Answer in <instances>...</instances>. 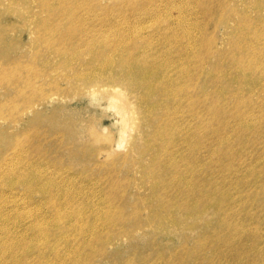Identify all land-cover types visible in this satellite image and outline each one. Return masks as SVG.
I'll use <instances>...</instances> for the list:
<instances>
[{"label": "rangeland", "instance_id": "1", "mask_svg": "<svg viewBox=\"0 0 264 264\" xmlns=\"http://www.w3.org/2000/svg\"><path fill=\"white\" fill-rule=\"evenodd\" d=\"M121 1L94 0L96 16L120 11ZM199 1L204 15L197 16L196 52L187 61L191 65L165 69L172 79L178 70H189L180 96L173 99L164 96L160 80L148 81L151 91L145 92L133 76L118 71L123 70L118 62L107 71L91 72L82 65L91 58L89 53L70 49L66 41L52 46V35L44 33L42 22L50 13L56 18V8L67 5L88 12L89 0H0V264L83 263V254L73 248L89 255L83 264H264V122L257 121L264 91H248L243 75L228 61L237 27L245 26L244 34L255 29L264 38V0ZM146 2L160 16L133 19L127 32L116 31L104 39L129 40L122 56L131 53L132 44L148 54L144 59L149 65L165 63V54L180 64L186 54L182 49L192 39L186 30H191L193 18L188 16L182 28L174 24L179 4L173 3V9L165 0L135 4ZM59 19L55 27L67 23ZM101 29L105 31L104 26ZM63 46L70 51L67 56H78L73 62L51 49L60 51ZM250 55L241 54L244 60ZM66 61L71 65L67 67ZM260 62L264 65L263 58ZM241 92L249 93L246 104ZM238 113H246L245 119ZM208 119L214 127L222 125L224 144L211 134L217 144L211 140L206 150L184 152L199 168L194 176L197 184L211 188L207 201H198L194 211H187L192 197L187 196L184 209L169 216L170 206L185 198H171V191L178 194L183 187L160 185L157 189L167 192L152 199L149 181L142 180L151 153L165 144L157 132L164 128L170 140L176 130L169 129L172 125L188 124L194 131ZM241 120L254 125L236 137ZM177 138H184V130ZM224 149L227 155L222 159ZM208 150L213 154L209 163ZM36 176H41L40 183L33 185ZM52 177L59 193L71 191L80 197L84 193L94 210L105 197V204L117 212L111 221H104L102 216L92 218L94 210H81V220L74 212L78 198L57 210L50 198L56 190ZM63 180L74 182L73 187ZM225 196L227 202L217 209L215 202ZM154 211L169 223L160 225ZM82 221L95 224L94 229L111 227L81 233Z\"/></svg>", "mask_w": 264, "mask_h": 264}, {"label": "bare ground", "instance_id": "2", "mask_svg": "<svg viewBox=\"0 0 264 264\" xmlns=\"http://www.w3.org/2000/svg\"><path fill=\"white\" fill-rule=\"evenodd\" d=\"M89 1L91 2V6H89L88 4L87 5L90 12L85 11L84 7L82 6H80L79 8L74 7L72 5H67V7L65 6L61 9L56 8L58 10L56 18H53V13H50L49 20L42 22L44 33H47L50 36L52 35V46L57 42L66 41L65 43L70 49L84 50L85 52L89 53V56L91 58L88 61L83 62L82 65H85V67L88 69H92L90 70L91 72H93L94 69L96 70L100 68L102 71L108 68L115 67L116 63L118 62L117 66H120V68L123 69L118 71L133 76V82L135 81V84L138 87H142L145 92L151 91V85L148 81L160 80L159 84L162 85L164 96L173 99L178 98L183 88V84L181 83L182 81H184L185 77H187L189 70H178V75H176V77L172 79V77L168 78V76L166 75L167 70L165 69H167L170 65H174L176 67H179L183 64H185L187 67L191 65L188 64L187 61L188 58L196 52L195 50L197 45L196 42H194V33L199 30L200 26L197 16L204 15V10L200 6V1L165 0V5L171 9H173V3L179 4V7L174 9V24H178L182 26V28H184L183 21H185L188 16L191 19L193 18L192 22L189 25L191 30H186V36H190L192 39L190 43L186 45L185 51L184 49H182V52H186V54L182 58V62L180 64L172 62V58L169 55L165 54V63L152 62L150 65L144 59L145 54H148L141 49L135 50L132 44L129 46L131 53L127 54L126 56H122L126 52L125 44L129 40L124 42L114 41L112 43L110 39H104V36L106 35L110 37V35H113L116 31H122L123 33H125L128 31L133 19L141 21L144 16L150 15L152 13H156L160 16V12L154 10L150 2L136 5V0H124L120 2V11H106L104 16L100 18L97 17L95 14L97 8L96 6H94V0ZM69 2L75 3V0H69ZM257 6V8L260 9V3H258ZM204 9L207 10L205 8V4ZM52 10L55 9H51L50 11ZM57 18H64L67 23L59 24V27H55V25L57 24L55 20ZM244 22H246L245 18ZM248 25L252 27V24ZM101 26L105 27V31L101 29ZM245 29V26H239L235 30V37L237 42H235L236 45L233 43L234 51L229 52L231 54L228 59L229 65L230 67L235 69L236 73H240L243 75L242 80L244 84L250 87L248 91L253 88L264 91V65L260 62L261 58L264 59V50H262L264 48L263 34L255 31V29L253 32L249 31L248 34H244L243 31ZM127 39H129V37H127ZM130 40L133 41V36H131ZM257 42L261 44L260 48L258 44H254ZM51 49L60 56H65L66 58L70 57L67 56V54L70 52L67 47L63 46L60 51H55V47H52ZM111 51H113L112 56H109ZM244 52L251 53L249 60H244V58L241 56V54ZM114 53L115 55H113ZM117 56L120 57L114 60V58ZM77 57L74 54V56L70 57V61L73 62V60ZM254 57L257 58L256 61L251 62V58ZM66 65L68 67L71 64L66 61ZM192 66H194V63L192 64ZM256 71H259L260 75ZM85 77L93 79L90 76ZM247 94L249 93H240L241 99H244V104L247 103V101H245V99H248V96H246ZM218 95L219 96L217 97V100L219 102L222 96L221 94ZM237 115L240 119H245L246 117V113H238ZM241 121L242 122L240 123V126L235 133L236 137H240L241 132L251 128L254 125L253 122H249L247 120ZM257 121L264 122V108L261 110V115L257 119ZM174 127L176 128V130L174 132H171L172 135L170 137V140L166 139V134L163 131L164 128L158 130L157 133L159 138L163 139V141L165 142V144H163L164 147L163 149H156L155 152L151 153L149 163L143 169L142 173L143 182L149 181V184L151 185L150 196L152 197V199L159 198V196L161 197L167 192V190L160 192L157 189V187H159L160 185L166 187L168 185L170 186L173 183L177 184L178 188L181 186L183 187L178 189V194L177 191L174 189L171 191V198L181 199L183 195L185 196V198H183L182 201L178 200L177 203H174L170 206L169 211L167 213L169 216H172L177 208L184 209L182 206L185 205V200L187 196H192L191 198H189L191 200V205L187 207V211H194L198 201H207L205 198L211 191L209 184H197L194 176L195 172L199 171V168L197 164H195V161L191 162L189 159H187L188 157L184 155V152L190 150L196 153L201 149L206 150L210 148L209 142L211 140H214L217 144L216 138L210 137L211 134H214L218 138V143L220 145H223L225 142L221 134L222 125L214 127L210 124L209 119L203 121L200 127L198 126L196 129L194 128V131L192 129V126L188 124L184 126L172 125L169 129L172 131ZM183 130L184 138L179 141L177 138V134ZM168 135L169 134H167V136ZM180 148H186V150L175 153ZM206 154V162L209 163L211 160H213V154L210 150L206 151ZM226 155L227 149H224L220 154V157L223 159L224 157H226ZM166 177L167 180H165ZM40 178L41 176H36L35 183H33V185H38L40 183ZM50 181L53 187L56 189L53 191L52 194H50V198L52 200L51 204H53V207L57 210H62L60 207H70L69 203L71 202V200L76 198H78V200H76L78 202L76 204V207L77 205H79V207L78 210L74 212L76 213L77 218L84 220V216L81 214V210H94L92 206H88V203H91L90 196H88V198H83L84 193L80 197L78 193L71 191H62L63 193H59L60 187L56 183L55 178L52 177ZM62 183L65 184L64 180ZM65 185L73 187L74 182L69 181ZM187 191H190L191 193H187ZM223 192L220 194L225 193ZM212 197H216V194L212 196L210 195L211 199H213ZM29 198H31V196H29ZM100 198L101 203L100 205L95 207L97 208V210H94L92 218H99L100 216H102L100 220L103 219L104 221H111V217L117 212V209H115L113 206L110 207L109 205L105 204V197ZM226 200L227 198L225 196L221 202L214 201L216 203V208L220 210V208L227 202ZM60 202L62 203L59 206ZM74 212L72 213L74 214ZM154 214L156 215L155 221H157L160 225L163 224L165 220H167L166 224L169 223L168 219L166 217L163 218L162 214H160L159 212L154 211ZM72 226L73 225H70V227ZM95 226V224L87 225V222L82 221L78 227L79 230H81V233L92 232L95 230L101 232L106 231L111 227L104 224L97 226L96 229H94ZM1 228L2 227H0V229ZM102 242L103 240L100 241V243ZM72 250L83 254V256L81 255L83 258V263L89 257V255L86 254L87 252L84 253L78 251L77 248H73ZM58 260L61 261L62 258Z\"/></svg>", "mask_w": 264, "mask_h": 264}]
</instances>
